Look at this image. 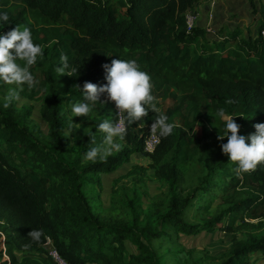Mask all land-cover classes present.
<instances>
[{"label": "trees", "instance_id": "trees-1", "mask_svg": "<svg viewBox=\"0 0 264 264\" xmlns=\"http://www.w3.org/2000/svg\"><path fill=\"white\" fill-rule=\"evenodd\" d=\"M199 1L0 0L10 21L0 31L27 25L42 46L44 59L31 68L42 80L21 94L35 99L44 91L40 113L47 124L42 137L35 135L25 122L31 108H17L0 83V264H56L48 239L69 264H252V253L264 255V162L238 172L221 152L224 118L214 117L221 108L225 116L237 115L238 134L246 137L264 122V4L257 37L237 29L211 40L199 25L187 30V14ZM62 55L68 75L58 76ZM118 58L136 60L149 74L173 132L148 152L145 139L158 113L149 110L143 123L132 124L124 116L119 150L85 160L89 148L106 147L96 124H116L118 113L101 96L89 114L94 124L83 116L72 120L70 105L81 98L73 86L106 83L101 65ZM135 153L151 160L168 197L144 209L136 177L133 186L115 180L109 206L98 203L101 174L118 171ZM137 170L147 172L135 164L128 174ZM217 192L215 210L196 205L198 196ZM31 229L42 231L39 241L28 236ZM217 230L231 239L224 252L178 245L181 234Z\"/></svg>", "mask_w": 264, "mask_h": 264}, {"label": "clouds", "instance_id": "clouds-1", "mask_svg": "<svg viewBox=\"0 0 264 264\" xmlns=\"http://www.w3.org/2000/svg\"><path fill=\"white\" fill-rule=\"evenodd\" d=\"M9 23V13L0 9V28ZM43 59L42 46L34 43L33 32L29 26L16 24L7 32L0 31V83L15 86L9 88L13 96L17 89L24 86L28 88L36 86L37 80L31 68ZM101 67L106 83L98 86L85 81L82 87L73 86L78 89L81 98L71 103V118L73 116L87 118L100 101L101 96H106L109 101L114 102L118 112L124 114L129 124L134 121L143 123L142 117L146 116L150 110L158 113L150 128L157 132L159 137L172 134L174 125L157 107L158 101L151 93V78L148 73L141 70L136 60L112 59L110 64L106 63ZM66 68L67 57L62 55L55 71L58 76L67 74ZM224 116V110L221 108L217 110L214 117L223 119ZM234 116L237 115L223 119L218 139L223 140L227 137V141L220 144V148L222 154L227 156V160L235 163L238 172L247 173L255 169L258 163L264 162V122L255 123L253 125L255 131L246 137L238 134L240 126L234 121ZM96 130L104 134L103 142L106 147L89 148L84 153L85 160H104L112 150H119L121 145L117 141L122 140L126 132L123 122L117 125L109 119L98 122ZM42 235L39 229H31L28 233L33 241H39Z\"/></svg>", "mask_w": 264, "mask_h": 264}, {"label": "rangeland", "instance_id": "rangeland-1", "mask_svg": "<svg viewBox=\"0 0 264 264\" xmlns=\"http://www.w3.org/2000/svg\"><path fill=\"white\" fill-rule=\"evenodd\" d=\"M208 33H213V31L210 29ZM258 33H259V30L257 31L255 35L256 37L258 36ZM221 37L222 35H219L215 39L220 40ZM215 39H211V40H215ZM35 78L37 80L36 85H38L40 81L42 80V73L39 69L35 71ZM14 87L15 86L8 85L6 95L12 96V98L16 101L17 108H20L22 106H29L31 108V114L29 118L26 119L25 122L28 128L31 131H33L35 135L42 137L43 132L44 133L47 132V124L42 119V116L40 113L44 91L40 94V96L36 97L35 99H30L21 94V90L25 88V86L20 89H17L15 96H13L9 92V88H14ZM27 89L28 91H31V88L27 87ZM112 113H117L115 104L113 108L111 109V114ZM227 117L229 116L228 115L224 116V119H226ZM73 119L74 118L72 117V120ZM82 119L85 120V122H87L88 125L94 124V120L90 116H88L87 118L83 116ZM151 163H152L151 160L147 156H144L140 153L132 154L129 162L122 165L117 172L115 171L114 173L110 174L113 177L117 175V177H115L112 180L110 179L111 181L110 180L107 181V183L103 185V188L100 193H103L105 196H108L109 194H111L113 182L118 179L121 180L120 182L122 184L133 186L134 185L133 178L137 177L140 179V182L137 184V187L139 188V191H140L141 205H142L141 207L146 209L152 203L159 202L162 199H165L166 197H168L167 186L163 182L157 180L154 177V168L151 167ZM135 164L145 166L147 168V172H145L144 170H137V174L135 175L128 174L132 166ZM115 173L116 175H114ZM103 175H108V173L104 172ZM106 177L108 178V176ZM90 187L92 188L93 185H90ZM220 194L221 192H217L216 194L217 196L215 195L216 197L215 196L210 197L207 195L198 196L196 199V201L198 200V203L197 204L195 203V204L200 205V204L206 203L210 206V210H215L217 204L220 202V198H219ZM98 203H102V202L99 201ZM93 206H96V204L94 203ZM195 209L190 212L189 217H191L194 214ZM191 220H194L195 222H197V220H199V216H197L196 218L193 217L191 218ZM179 236H180V239H179L178 245L182 244L186 249H205L207 248L213 254H218V253L226 251L231 244L230 236L228 234H225L222 230H217L215 233H209L207 231H203L198 234L196 233L190 236L185 235V234H181ZM153 245L159 248L161 243L154 242ZM128 247L131 252L137 253L136 247H133L130 242H128ZM177 248L180 249L179 247ZM167 250H168V247L164 246L161 253ZM261 255H262L261 253H256L254 254L253 258L258 259ZM7 259L8 258L5 256L3 261ZM172 262H174L173 259L168 260V263H172ZM259 263H262V260H260Z\"/></svg>", "mask_w": 264, "mask_h": 264}, {"label": "crops", "instance_id": "crops-1", "mask_svg": "<svg viewBox=\"0 0 264 264\" xmlns=\"http://www.w3.org/2000/svg\"><path fill=\"white\" fill-rule=\"evenodd\" d=\"M263 4L264 0H200L194 9L188 12V15L192 14L196 25L204 29L209 27L213 31V33L207 32L208 37L211 39H215L219 35L224 37L237 29L242 30L245 36H248L249 33L255 36L260 27V8ZM101 177L102 183L105 185L107 181L114 179L117 175L113 177L110 174H101ZM100 200L105 207L109 206L110 194L105 196L101 193ZM1 246L3 247L4 244ZM256 253L261 252L257 251L250 255L251 263L264 264L262 253L258 259L253 258ZM260 260H262V263H259Z\"/></svg>", "mask_w": 264, "mask_h": 264}, {"label": "built area", "instance_id": "built-area-1", "mask_svg": "<svg viewBox=\"0 0 264 264\" xmlns=\"http://www.w3.org/2000/svg\"><path fill=\"white\" fill-rule=\"evenodd\" d=\"M211 1H214V0H211ZM187 25H188L187 26L188 31H191L196 26L195 19L192 16V14L191 15L187 14ZM209 30H210L209 28H206L207 32H209ZM117 113H118V118H117L116 124L120 125V123L123 122V126L126 129V125L124 121V114L121 112H118V110H117ZM159 142H160V137L158 136L157 132H154L150 128L148 135L145 139V151L153 152ZM47 245H49L50 247L49 254L54 259L56 264H69L59 255L58 251L52 246L50 239H48Z\"/></svg>", "mask_w": 264, "mask_h": 264}]
</instances>
